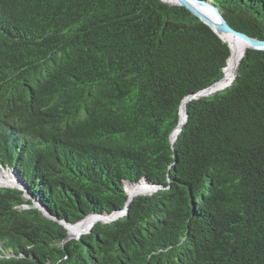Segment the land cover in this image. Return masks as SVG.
<instances>
[{"label": "trees", "instance_id": "trees-1", "mask_svg": "<svg viewBox=\"0 0 264 264\" xmlns=\"http://www.w3.org/2000/svg\"><path fill=\"white\" fill-rule=\"evenodd\" d=\"M206 1L264 40V0ZM232 53L160 0H0V172L52 218L0 189V264H264V52L170 141Z\"/></svg>", "mask_w": 264, "mask_h": 264}, {"label": "water", "instance_id": "water-1", "mask_svg": "<svg viewBox=\"0 0 264 264\" xmlns=\"http://www.w3.org/2000/svg\"><path fill=\"white\" fill-rule=\"evenodd\" d=\"M160 1L162 3H164V4H166V5H169V6H178V7L184 8L193 17H195L198 21H200L202 24H204L208 28H210L211 31L223 43H225L227 45L228 49H229V53L230 54H229V57L227 59V63H228V61H229V59H230V57L232 55V51H231V48H230L229 44L223 39V35H225V34L226 35H233V36H236V37H240L247 44V47L243 51V54L241 55L239 62L241 61V59L245 55L246 50H255V51L264 52V40L254 38L251 35H249L245 30L240 28L239 26L231 24L228 21H226L225 18H224V14L221 11V9L216 7L210 1H206V0H176L174 3L164 2L163 0H160ZM227 63H226V66H227ZM226 66H225V69H226ZM234 78H235V76H234ZM234 78H233V80H234ZM233 80L230 82V84L228 86H226V87H224L222 89H217V90L214 89L215 86H217L222 81V79H221L218 82H216L215 84H213L212 86H210L209 88H207V89L203 90L202 92H200L199 94L188 97L182 103V105L184 106V118H183V122L181 123V125H179L176 128V130L174 131V132H176V136L180 132L182 124L186 120L187 114H186L185 105H186V103L188 101H190L192 99H197V98H200V97L208 96V95H211V94H213V93H215L217 91L223 90V89L231 86L232 83H233ZM173 133L170 136L171 143L176 138V136H175V138H172ZM126 184H128V182H125V185ZM0 189L17 190L21 194L22 200L25 202V204L22 205L23 209L33 210V211L39 213L44 218L52 219L42 207H40L37 203H35L33 200H31L30 196L27 194V191H24L20 187L19 184L13 182L11 185H0ZM144 195H147V194H144ZM137 196H142V195H137ZM137 196H133V197H129L128 196L127 204L130 203L131 200L133 198L137 197ZM123 212L124 211L115 212L114 214L109 215V216H102V217H99V218H95V220H97V221L100 220V222H102V223H110L112 221H115L118 216H120V215L122 216ZM93 225H94V223L91 225V227L89 228V230L86 233H88L91 230ZM70 226H73V225H70ZM86 233H84V234H86Z\"/></svg>", "mask_w": 264, "mask_h": 264}, {"label": "bare ground", "instance_id": "bare-ground-1", "mask_svg": "<svg viewBox=\"0 0 264 264\" xmlns=\"http://www.w3.org/2000/svg\"><path fill=\"white\" fill-rule=\"evenodd\" d=\"M164 2H168V3H174L176 0H163ZM223 39L229 44V46H230V48L232 49V51L234 52V50H235V52H236V57L234 58V60L231 62V64H230V66L228 67V71H230V76L229 75H227V77H226V82L225 83H227L226 85H221L222 84V82L223 81H221L217 86H215V88L214 89H222V88H224V86L226 87V86H228L229 84H230V82L233 80V78H234V76H235V72H234V75H233V77H232V65H233V63L236 61H239L240 60V57H241V55L243 54V51L246 49V47H247V44L244 42V40H242L240 37H236V36H233V35H223ZM234 49V50H233ZM232 55H233V53H232ZM231 55V56H232ZM235 62V63H236ZM227 67V66H226ZM231 69V70H230ZM223 80V79H222ZM182 107V106H181ZM183 112H184V108H183ZM176 136V135H175ZM175 136H174V138H175ZM173 137V136H172ZM14 181H7V180H2V179H0V185H11L12 183H13ZM131 193H133V192H128V195H129V197H133V196H137V195H142L143 193H141V194H136V193H133V194H131ZM95 222V221H94ZM93 222V223H94ZM92 223V224H93ZM91 224V225H92ZM91 227V226H90ZM89 227V228H90ZM89 230V229H88ZM87 230V231H88ZM86 231V232H87Z\"/></svg>", "mask_w": 264, "mask_h": 264}, {"label": "rangeland", "instance_id": "rangeland-1", "mask_svg": "<svg viewBox=\"0 0 264 264\" xmlns=\"http://www.w3.org/2000/svg\"><path fill=\"white\" fill-rule=\"evenodd\" d=\"M0 179H2V180H7V181H14L15 183L19 184L20 187H21L24 191H26L25 186H24L19 180H17V178L15 177L14 174H12V173L9 172V171L3 172V173L0 172ZM127 187H128V186H127ZM130 191L133 192V193H136V192H137V190L128 187V188H127V193L130 192ZM133 193H131V194H133ZM119 217H121V215L118 216L117 219H118ZM77 225H78V224H77ZM90 226H91V225H90ZM90 226H89V227H90ZM89 227L87 228V230L89 229ZM70 230H71V228L69 227V228H68V237H69L68 240H79L80 237H81L82 235H84V233H86V231H87V230H85V231H81V232H79L78 234L72 236V235H70Z\"/></svg>", "mask_w": 264, "mask_h": 264}]
</instances>
